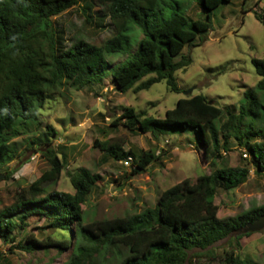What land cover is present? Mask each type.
<instances>
[{
    "label": "trees",
    "instance_id": "obj_1",
    "mask_svg": "<svg viewBox=\"0 0 264 264\" xmlns=\"http://www.w3.org/2000/svg\"><path fill=\"white\" fill-rule=\"evenodd\" d=\"M96 1L108 9L114 34L100 45L80 39L62 49L54 20L80 0H0V168L24 156L14 142L22 136L25 150L41 152L51 165L18 190L12 205L0 209V239L17 242L10 254L55 250L67 255L61 264H96L99 259L110 264H197L201 252L216 258L212 247L217 242L264 215L262 204L221 218L215 202L219 190H235L248 181L252 164L256 174L264 175V131L256 124L264 116V57L253 60L260 77L257 90L246 91V101L239 106L220 107L204 94H193L180 98L164 118L125 107L109 124L111 130L124 127L159 139L165 129H191L210 172L195 182L185 179L167 188L154 206L140 212L95 219L84 206L102 175L82 167L69 173L74 193L49 188L58 182L68 160L53 146L58 132L45 125L41 110L63 93L66 84L79 90L103 83L105 70L122 93H138L164 80L171 91L180 93L176 73L193 62L182 51L202 39L212 28L213 10L231 0H196L198 18L179 8L181 0ZM258 18L264 23V10ZM119 55L127 58L110 67V57ZM234 140L250 156L242 157V166H230L224 155L233 150ZM94 147L107 161L133 154L111 139L97 138ZM160 157L155 151L142 152L133 161L131 176L145 173ZM32 216L45 219L43 228L51 232L43 238L30 233L17 241ZM253 233L235 237L239 249L242 239ZM235 249L226 253L222 264H257ZM0 264L12 261L0 252Z\"/></svg>",
    "mask_w": 264,
    "mask_h": 264
},
{
    "label": "rangeland",
    "instance_id": "obj_2",
    "mask_svg": "<svg viewBox=\"0 0 264 264\" xmlns=\"http://www.w3.org/2000/svg\"><path fill=\"white\" fill-rule=\"evenodd\" d=\"M181 2V10L192 18L199 17L201 9L196 0ZM263 10L264 0H231L214 9L212 28L202 35V39L196 38L194 46H186L181 53L190 55L193 62L176 73L180 93L171 91L166 80L138 93L133 90L122 93L115 87L108 70L104 71L107 75L103 83L95 82L79 90L66 84L63 93L41 110L45 125H53L58 132L53 146L61 157L65 154L68 160L58 182L49 188L74 193L69 173L82 167L99 173L102 179L94 187L84 208L93 218L103 219L128 216L152 207L167 188L185 179L195 182L200 174L209 173L210 162L198 150L200 145L191 129H165L157 139L150 133L135 134L124 127L111 130L109 124L121 115L125 107L164 118L166 111L174 108L180 98L193 94H204L220 107L239 106L246 101L245 92L257 90L260 79L253 60L264 57V23L258 18ZM54 24L62 49L69 48L80 39L100 45L114 34L108 9L96 0H80L79 5L57 16ZM138 35L142 37L141 33ZM126 58L125 55L110 57V67ZM190 89L193 92L187 95L185 92ZM256 124L264 131V116ZM97 138L123 143L126 151L133 152V161L144 151H155L161 157L145 173L131 176L132 166L127 167L114 159L105 160L103 152L94 147ZM23 139L22 136L14 142L24 156L0 168L1 172L6 171V174H0V209L12 205L21 187L30 185L51 168L41 152L25 150ZM231 146L233 150L224 153L227 164L244 165L246 161L242 157L247 155L250 159L248 152L242 150L235 140ZM255 170L252 164L248 181L239 188L219 190L215 200L219 217L234 216L252 206L264 204V175L256 174ZM45 225V219L32 216L29 226L21 231L17 241L30 233L39 238L46 237L51 230L43 228ZM241 233L235 232L217 242L212 247L216 258L201 252L203 254L195 258V263L222 264L226 253L237 248L235 251L242 258L264 264V229L244 237L239 249L235 237ZM16 243H5L0 239V252L8 256L12 264H61L67 259V255L60 256L55 250L49 253L16 250L15 254H10L11 245ZM109 262L99 259L96 264Z\"/></svg>",
    "mask_w": 264,
    "mask_h": 264
},
{
    "label": "water",
    "instance_id": "obj_3",
    "mask_svg": "<svg viewBox=\"0 0 264 264\" xmlns=\"http://www.w3.org/2000/svg\"><path fill=\"white\" fill-rule=\"evenodd\" d=\"M193 92V89H190L186 91L185 93L187 95L191 94ZM264 229V215L257 219L254 222L248 223L246 226L240 229V232L247 233V232H258Z\"/></svg>",
    "mask_w": 264,
    "mask_h": 264
},
{
    "label": "built area",
    "instance_id": "obj_4",
    "mask_svg": "<svg viewBox=\"0 0 264 264\" xmlns=\"http://www.w3.org/2000/svg\"><path fill=\"white\" fill-rule=\"evenodd\" d=\"M122 164H124L125 166H132L133 164V160L131 157H128V158H125L123 161H122Z\"/></svg>",
    "mask_w": 264,
    "mask_h": 264
},
{
    "label": "clouds",
    "instance_id": "obj_5",
    "mask_svg": "<svg viewBox=\"0 0 264 264\" xmlns=\"http://www.w3.org/2000/svg\"><path fill=\"white\" fill-rule=\"evenodd\" d=\"M127 158H128V157H127ZM132 160H133V159H132ZM122 161H123V160H122ZM122 161H121V162H122ZM132 165H133V164H132Z\"/></svg>",
    "mask_w": 264,
    "mask_h": 264
}]
</instances>
